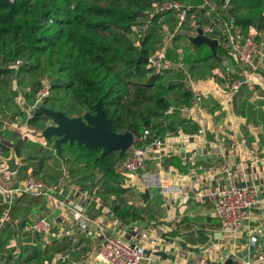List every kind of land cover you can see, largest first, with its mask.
Masks as SVG:
<instances>
[{"label":"crops","instance_id":"0c3cea01","mask_svg":"<svg viewBox=\"0 0 264 264\" xmlns=\"http://www.w3.org/2000/svg\"><path fill=\"white\" fill-rule=\"evenodd\" d=\"M181 35L189 36L184 32ZM174 51L184 64L182 50ZM227 53L221 55L216 67L212 66L211 59L184 64L180 77L177 73L178 77L171 81L180 82L192 94L194 102L190 107H174L166 114L164 125L172 136L166 138L165 135L163 145L151 143L145 148L143 170L130 174L124 162L115 166L114 175L105 181L101 175L94 184L89 180L75 183L72 174H68L67 159L72 157L69 152L62 167H66V174L60 179L51 177L62 181L58 198L67 207L61 208L57 202L47 199L46 214L26 215L23 207L33 197L26 196L18 202L15 215L21 221L28 223L33 218L49 216L54 226L52 236L36 237L34 245H26L31 248L29 252L22 253L20 260L12 264H102L97 252L104 236L142 245L151 255L146 254L147 259L140 264L152 261L191 264L199 257L215 264L223 260L225 250L232 254L248 250L252 237L257 239L253 242L257 250L248 262L264 251V202L253 210L250 221L236 234L223 233L215 215L213 194L220 190L255 186L264 199V62L260 71L252 74ZM171 56L170 53V59ZM227 68L231 69L230 81L242 82L237 95L230 91L228 76L223 78L218 72H225ZM26 92L24 99L29 104L30 95L26 98ZM196 97H200V101L197 102ZM4 116L0 113V119ZM1 135L0 130V143ZM45 161H50V166L55 165L51 159ZM222 163L228 166L229 174L220 171ZM24 166L23 162L19 174ZM147 173L158 179L164 194L144 202L140 196L148 189L143 183V175ZM114 188L125 192L118 193ZM76 207L81 208L87 219L84 228L74 218L72 209ZM115 207H119L123 218L114 214ZM128 210L137 218H131ZM144 234L147 237H143ZM41 240L45 241L44 245H40ZM63 240L67 242V250L46 251L48 246L61 244ZM189 248L202 252L191 253ZM162 254L173 257L174 261H163Z\"/></svg>","mask_w":264,"mask_h":264},{"label":"trees","instance_id":"16d2710c","mask_svg":"<svg viewBox=\"0 0 264 264\" xmlns=\"http://www.w3.org/2000/svg\"><path fill=\"white\" fill-rule=\"evenodd\" d=\"M13 1V9L8 5H0L1 62L16 63L23 60L19 68L28 67L29 60L22 59L26 51L37 60L43 56H48L52 62L57 59L60 72L65 78L62 79L66 82L63 86L71 92L74 103L79 107L76 116L86 112L95 113V106L100 103L113 132L123 134L130 131L135 136L134 146L146 148L158 139L165 140L169 129L164 125V119L172 108L193 105L192 94L180 82L166 81L165 74L172 73L171 71L155 74L143 59L154 53L164 35L158 24V16L150 13L152 5L177 1L196 8L202 0ZM212 1L216 3L222 17L228 21L233 20L245 36L249 35L251 28L264 34V0ZM197 14L202 16L201 13ZM166 22L173 31L174 18L168 16ZM200 22L202 24L198 31L207 32V28L212 26L211 19L203 16ZM134 27L137 31H133ZM185 29L194 30L188 26H184L183 30ZM139 35L140 42L136 44L134 41L138 40ZM212 36L223 43V38L218 34L214 33ZM9 41L15 43L14 52H7ZM222 43L218 45L216 55L212 53L207 59L213 60V67L219 65L221 55L228 52ZM170 53L169 50L168 55ZM1 54H7L8 59L1 58ZM18 73L19 70L15 68L0 67V89L1 84H7L11 88L9 90L13 100L18 93L3 78L8 75L17 76ZM5 85H2V89ZM39 87V82L35 88L26 87V98L30 94L34 95ZM42 118L44 116L38 114L30 120V124L37 125ZM146 131H149V135L141 141L140 138ZM25 148L22 144L16 145L19 157L23 156ZM68 151L72 154L71 158L78 160L76 162L79 164L94 161L100 168L104 181L114 175L118 158L123 159L127 155L121 153L120 157H116L119 151L103 155L102 148L89 150L78 147L76 143L68 147ZM71 158L67 159L69 175L75 171L68 165L72 163ZM44 164L45 161H41L35 167L42 170ZM36 168L35 173L41 174ZM55 173L57 175L59 172ZM59 174L58 179L63 170ZM46 176L51 178L48 174ZM52 181L57 180L52 178ZM114 189L118 193L125 192L122 188ZM119 211V207L113 209L114 214L123 218ZM128 212L131 213V210ZM131 218L135 219L137 216L131 213ZM4 244L1 241L2 247ZM67 248V242L63 240L61 244L48 246L46 251L60 252Z\"/></svg>","mask_w":264,"mask_h":264},{"label":"built area","instance_id":"2783aa9c","mask_svg":"<svg viewBox=\"0 0 264 264\" xmlns=\"http://www.w3.org/2000/svg\"><path fill=\"white\" fill-rule=\"evenodd\" d=\"M150 13L152 16H158V24L164 35H166L160 46L148 57L146 63L147 67L152 69L155 74L171 71L177 65L181 70L185 69L182 59H180L179 64H176L175 61L169 58L168 51L173 40L182 33L184 26L193 27L198 34V28L201 26L198 25V22H200L202 16L211 19L212 26L207 28V32L204 31L207 36L217 40L220 45L222 42L212 36L214 33L218 34L219 37L223 38L222 44L228 53L230 52L240 65L246 67L252 74L260 71L264 62V34H259L254 28H251L249 35L245 36L241 28L236 26L233 20L228 21L222 17L214 1L202 0L201 4L196 8L190 4L177 1L154 3ZM197 13H201L202 16ZM168 16L173 17L175 20L173 31L166 24ZM133 31H137L135 27ZM139 38H141V35H139ZM22 64L23 60H18L12 68L18 71ZM218 72L223 78L228 76L229 79L231 69L227 68L225 72L218 70ZM188 78L191 79L190 76ZM241 86L242 82L240 80L230 81L229 79V87L233 95L239 93ZM53 90V83L50 77H42L40 87L35 93L34 103L26 105L25 108L22 107V111H25L27 118L25 120L22 118L19 113L21 110L10 113L12 115L10 119L1 117L2 130L9 129L18 132L23 137L24 135L25 137H30L31 141L35 143L45 140L42 137L43 130L36 129V125L30 124V120L36 116L38 109L45 106V101L52 97ZM196 101H200V97H196ZM33 126H35L34 130L32 129ZM148 135L149 131H146L140 140L143 141ZM171 136L170 133L166 134V138ZM154 143L163 145L164 141L158 139ZM10 144L12 146L7 147L16 148L15 143L11 142ZM54 151L55 153L57 152L55 149ZM126 153L128 156L124 165L128 173L136 174L144 169L145 148H138L133 144ZM24 167L28 169L23 176L19 173L8 176L1 173L5 169V164L0 162V243L1 241L5 242L3 247L0 245V264H12L19 261L22 254V246H32L35 244L36 237L49 238L53 234L54 222L49 216L33 218L28 223L16 217L15 209L20 199L26 196L46 198L57 202L61 208L67 207V204L58 198L59 191L63 185L62 181H52L46 175L36 174L34 168L27 164ZM219 168L225 174L230 172L225 163H222ZM62 170L63 175L66 174V167L62 168ZM143 183L147 188L160 185L158 179L151 177L148 173L143 175ZM213 200L216 218L221 231L225 234L238 233L252 218L253 210L264 202V199L260 197L258 187L255 186H233L220 190L213 194ZM72 210L75 214V220L77 219L84 228L87 219L81 212V208L76 207ZM143 237H147V235L144 234ZM256 240L255 237L251 239L254 243ZM97 259L102 264H140L147 259V255L145 248L139 243L130 242L120 237L104 236L103 243L97 252ZM256 263H264V251L259 252L252 262H247L246 264ZM191 264L210 263L205 257H199L192 261Z\"/></svg>","mask_w":264,"mask_h":264},{"label":"rangeland","instance_id":"374dc122","mask_svg":"<svg viewBox=\"0 0 264 264\" xmlns=\"http://www.w3.org/2000/svg\"><path fill=\"white\" fill-rule=\"evenodd\" d=\"M106 5V4H103ZM202 22H198V25H201ZM184 33H187L189 35L188 37H196L197 32L195 30H183ZM107 35V34H106ZM186 38L181 35V33L178 35V37L173 40L171 44V48L169 49L170 51H174L177 49L182 50V58H184L185 62L184 64H189V63H194L202 60H207L209 57H211L212 52L209 49L208 46H201L199 48L194 47L191 42L189 41V38ZM133 38V37H132ZM166 38V35H163L160 39L163 41ZM135 40V38H133ZM177 40V41H176ZM176 41L175 47L174 42ZM136 44H139L140 38L138 40L134 41ZM160 45H157V47ZM15 48V43L12 41H9L8 47H7V52H14ZM177 48V49H176ZM171 59L175 61L176 64L180 63V57L177 55V52H171ZM1 58L8 59V55L1 54ZM22 59H28L30 62V65L28 67H22L19 68V73L17 76L15 75H8L7 77H4L3 80L7 81V83H10L12 89H14L19 95L18 97L15 98V100L12 99L11 97V88L7 86V84H1V89H0V113H4L3 118H11L10 113H14L17 110L19 111L20 115L22 118L25 120L27 118V115L25 111H22V107L28 104V101L26 103L23 101V94H25V88H35L37 87L38 82L40 83V80L44 76H49L52 83L54 84V90H53V95L51 98L45 101V106L46 108L55 110V111H62L65 112L69 117L73 118L75 117L78 112H79V107L74 103L72 94L68 89H65L66 82L64 76L60 72V63L57 59H54V62L50 61L48 56H43L41 57L40 60H37L36 57L32 56V54L28 51L24 53V56ZM9 64V65H8ZM16 63H11V61H7L6 63L1 62L0 59V67H6L12 69V66H14ZM187 66V65H186ZM21 67V66H20ZM206 69L209 70L208 67ZM204 72V70L202 69ZM171 72H174V75H171V73L165 74L166 81H173L174 77H178L180 75V68L179 66H175ZM177 73L178 76H177ZM180 77V76H179ZM2 78V77H1ZM0 78V81H1ZM6 78V79H5ZM63 78V79H62ZM2 85L4 86V89H2ZM63 86V87H62ZM60 87V88H59ZM10 89V90H9ZM151 94V93H150ZM170 95H172L170 93ZM34 99L33 95L30 94L29 96V104H33ZM147 107V106H146ZM145 107V109H146ZM144 111V110H143ZM81 116V115H80ZM36 125V128L38 130H44L46 127L53 125L52 121L44 117L42 120H40ZM35 125V124H33ZM0 130L2 132L1 135V141L3 145L6 146H12L10 143L13 142L15 145L22 144L25 148L23 150L24 153L23 156L25 157L26 161L25 164L29 166L35 167V165L41 161H36L37 159L43 157L42 161H45V159H51L53 160L52 163L55 165L50 166V161H45L44 164V169L39 170L36 167L37 172H42L43 175H49V176H57L59 178L60 174L62 172L63 165H65V160L67 157V154L69 153L67 144L63 145V151L62 155L59 156L58 153L54 151L55 145L53 143L48 142L47 140H43V143H35L30 141V138H22L21 134L18 132H13L10 131L9 129L2 130V125L0 124ZM58 136H54L53 140L57 139ZM69 145V144H68ZM0 153L2 156H8V153L4 152L2 149H0ZM127 154V153H126ZM121 153L117 152L116 157H120ZM128 154L122 159L118 158V164L123 165V163L126 161ZM72 163L68 164L69 166L71 165V168L75 170L72 173V180L75 183H82L83 181L89 180L92 184L96 181V179L102 175V172L97 165H95L94 161H89V162H82L79 164L78 160L72 159ZM117 164V165H118ZM116 165V166H117ZM122 167V166H121ZM28 168L24 167L22 168L20 175L23 176ZM55 172H59L57 175ZM55 173V174H54ZM108 189V187L106 188ZM46 198H32L30 199L25 207H23V213L27 214H46ZM45 241L41 240L40 245H44ZM40 248V246H39ZM31 248L27 246H22V253L25 254L26 252H29Z\"/></svg>","mask_w":264,"mask_h":264},{"label":"water","instance_id":"95a60500","mask_svg":"<svg viewBox=\"0 0 264 264\" xmlns=\"http://www.w3.org/2000/svg\"><path fill=\"white\" fill-rule=\"evenodd\" d=\"M0 5H8L13 9V0H0ZM191 44L199 48L201 46H208L213 55H216V49L218 47V41L210 38L204 32L199 30L196 37L189 38ZM147 63L148 58L143 59ZM95 113L86 112L81 116L69 117L65 112L55 111L45 106L41 107L36 111V115L42 114L44 117L49 118L53 125L46 127L42 131V137L50 143L55 145V150L58 155H62L63 145L69 144L72 146L74 143L78 147H85L89 150L96 148L103 149V155L119 151L120 153H126L135 142V136L127 131L123 134H118L112 131L110 121L107 119L105 111L102 109L100 103L95 106ZM54 136H58L57 139L53 140ZM0 149L4 152L9 153V156H2L0 153V162L5 164V169L1 172L5 175L17 174L19 169L23 166L25 158L19 157L15 148L11 149L3 143H0ZM164 189L161 186H155L148 188L140 196L144 202L152 196L163 195ZM42 218V217H41ZM183 248L186 249V247ZM257 245L253 242L249 245L248 250L231 253L230 250L223 251V260L218 261L215 264H238L239 262H248L253 259L256 255ZM189 252L200 253V249H188ZM149 256L151 254L146 253ZM160 258L163 261L170 260L174 261L173 257L162 254ZM149 264H161L160 261H152Z\"/></svg>","mask_w":264,"mask_h":264}]
</instances>
